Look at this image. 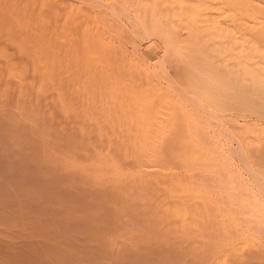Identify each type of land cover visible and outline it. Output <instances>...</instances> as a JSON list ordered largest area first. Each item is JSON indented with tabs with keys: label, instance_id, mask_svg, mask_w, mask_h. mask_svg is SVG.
<instances>
[{
	"label": "bare ground",
	"instance_id": "obj_1",
	"mask_svg": "<svg viewBox=\"0 0 264 264\" xmlns=\"http://www.w3.org/2000/svg\"><path fill=\"white\" fill-rule=\"evenodd\" d=\"M0 264H264V0H0Z\"/></svg>",
	"mask_w": 264,
	"mask_h": 264
},
{
	"label": "rangeland",
	"instance_id": "obj_2",
	"mask_svg": "<svg viewBox=\"0 0 264 264\" xmlns=\"http://www.w3.org/2000/svg\"><path fill=\"white\" fill-rule=\"evenodd\" d=\"M53 238V237H52Z\"/></svg>",
	"mask_w": 264,
	"mask_h": 264
}]
</instances>
